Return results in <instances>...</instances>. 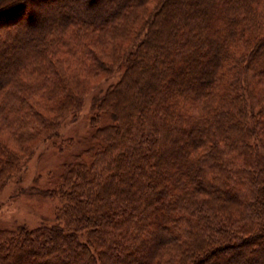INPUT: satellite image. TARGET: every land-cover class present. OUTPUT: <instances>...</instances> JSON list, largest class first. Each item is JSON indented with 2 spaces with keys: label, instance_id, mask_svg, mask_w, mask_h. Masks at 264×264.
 <instances>
[{
  "label": "trees",
  "instance_id": "16d2710c",
  "mask_svg": "<svg viewBox=\"0 0 264 264\" xmlns=\"http://www.w3.org/2000/svg\"><path fill=\"white\" fill-rule=\"evenodd\" d=\"M45 1L0 0V192L124 73L42 192L58 222L0 229V264H264V0L61 1L36 27Z\"/></svg>",
  "mask_w": 264,
  "mask_h": 264
},
{
  "label": "rangeland",
  "instance_id": "374dc122",
  "mask_svg": "<svg viewBox=\"0 0 264 264\" xmlns=\"http://www.w3.org/2000/svg\"><path fill=\"white\" fill-rule=\"evenodd\" d=\"M61 1H64L62 2L63 7L64 5L73 6L75 2L74 0H50L35 5L39 12L42 9L50 11L48 15L41 17L42 22L39 21L36 27L51 22L53 16L57 15L55 7ZM76 1V9L81 11L90 9L85 0ZM111 1L107 0L106 3L110 4ZM96 3L91 5L92 10L103 7L100 3ZM16 25H19V22ZM8 26L7 22L0 28ZM13 51L15 50H9L10 57L13 56ZM1 61L0 59V63ZM123 73L124 68L111 76L103 75L97 80L90 81L87 84L88 90L82 111L76 117L71 116L62 123L59 139H52L38 145L22 175L2 189L0 192V229H12L19 226L35 229L43 225L52 226L58 222L63 206L62 200L60 197H47L42 192L52 190L63 166L87 149L89 136L93 132L91 119L96 112L93 104L94 98L102 90L119 82ZM216 260L217 258L214 257L209 258L206 263Z\"/></svg>",
  "mask_w": 264,
  "mask_h": 264
}]
</instances>
